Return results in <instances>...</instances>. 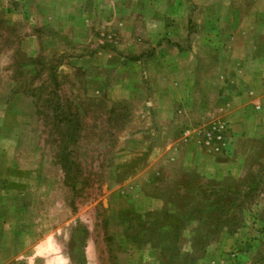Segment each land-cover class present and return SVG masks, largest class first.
Instances as JSON below:
<instances>
[{
  "label": "rangeland",
  "instance_id": "rangeland-1",
  "mask_svg": "<svg viewBox=\"0 0 264 264\" xmlns=\"http://www.w3.org/2000/svg\"><path fill=\"white\" fill-rule=\"evenodd\" d=\"M262 11L0 0V264H264Z\"/></svg>",
  "mask_w": 264,
  "mask_h": 264
},
{
  "label": "trees",
  "instance_id": "trees-1",
  "mask_svg": "<svg viewBox=\"0 0 264 264\" xmlns=\"http://www.w3.org/2000/svg\"><path fill=\"white\" fill-rule=\"evenodd\" d=\"M68 124H69V126L70 125H73V127H74V125H76V127H79L80 126V123L78 122V120L77 119H69L68 120ZM69 128V127H68ZM61 168H62V170L64 171V174L65 175H68L69 174V172H70V167H69V163L66 161L64 164H62L61 165Z\"/></svg>",
  "mask_w": 264,
  "mask_h": 264
},
{
  "label": "crops",
  "instance_id": "crops-1",
  "mask_svg": "<svg viewBox=\"0 0 264 264\" xmlns=\"http://www.w3.org/2000/svg\"><path fill=\"white\" fill-rule=\"evenodd\" d=\"M264 12V11H262ZM263 16H264V13H263ZM133 24V23H132ZM263 27L262 28V32H264V24L261 26ZM150 32H152V30H150ZM120 58V56H117V54L115 55V53H113L112 51H109L107 54H106V58H109L111 60H115L116 58ZM119 60V59H118ZM122 60V59H121ZM122 70H126V69H122Z\"/></svg>",
  "mask_w": 264,
  "mask_h": 264
},
{
  "label": "built area",
  "instance_id": "built-area-1",
  "mask_svg": "<svg viewBox=\"0 0 264 264\" xmlns=\"http://www.w3.org/2000/svg\"><path fill=\"white\" fill-rule=\"evenodd\" d=\"M222 128H223V127H222ZM215 130H217V128H216ZM218 140H221V136H220V135L218 136Z\"/></svg>",
  "mask_w": 264,
  "mask_h": 264
}]
</instances>
